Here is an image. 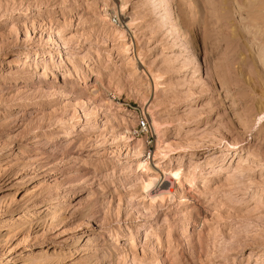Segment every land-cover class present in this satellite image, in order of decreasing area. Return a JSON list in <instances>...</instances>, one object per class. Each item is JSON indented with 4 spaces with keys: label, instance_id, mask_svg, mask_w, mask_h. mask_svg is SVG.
I'll use <instances>...</instances> for the list:
<instances>
[{
    "label": "rangeland",
    "instance_id": "1",
    "mask_svg": "<svg viewBox=\"0 0 264 264\" xmlns=\"http://www.w3.org/2000/svg\"><path fill=\"white\" fill-rule=\"evenodd\" d=\"M104 1L0 0V264H264V0ZM143 84L171 146L149 166L182 177L163 201L155 135L120 137Z\"/></svg>",
    "mask_w": 264,
    "mask_h": 264
},
{
    "label": "bare ground",
    "instance_id": "2",
    "mask_svg": "<svg viewBox=\"0 0 264 264\" xmlns=\"http://www.w3.org/2000/svg\"><path fill=\"white\" fill-rule=\"evenodd\" d=\"M106 1V0H105ZM103 2V4H101L100 6V10L98 12L99 16L103 19H105L106 21H110V19L112 18L113 15H120V13H122L125 10V4L122 0H120V2L118 4L115 3V0H112V5L114 6V8H109L107 5V0L106 2ZM154 2L158 3L161 8L164 9V11L167 12V17H171L172 13H168L169 11L173 10V6H172V0H153ZM110 2V1H109ZM115 4H116V8H115ZM173 19V24L175 25H179L178 20H176L174 17ZM133 18L129 19L127 23H125V21H120L119 24H117V26L114 27V33L116 35V37L119 39V41L122 44V54L123 56L127 57V59H129V66H130V71L132 73H136V66H135V62H134V57L132 56V46L134 47L133 43L130 42V40H125L126 36H127V28L130 29L129 27L131 26V23L133 22ZM121 23V24H120ZM178 27V26H177ZM190 30H192V26H189ZM138 50V49H137ZM139 52V50H138ZM137 53V52H136ZM139 55V54H138ZM137 56V54H136ZM60 64H64V59L60 57L59 60ZM49 68L44 67V71L43 74L48 70ZM81 70V69H80ZM129 71V72H130ZM39 75V74H36ZM97 82V81H96ZM98 87V86H97ZM154 87H157V83L154 82ZM149 86L146 84L142 85V94H140V104L142 107V111L144 112V116H146L150 125V128L152 130V132L154 133L155 137H156V141H155V145H154V151L150 154H148V158H146V148L144 147L143 144H141V141L139 140L138 142V146H141L142 149L137 153V156L139 157V161H138V167L141 170L146 171L147 173L151 174L150 177L145 181L144 184V192L146 193V197H148L151 201H163L166 198H172V195L174 193V187H175V181L176 184H180L181 183V176L179 173V170H176L172 173H165L162 172V175H159V171H156L153 169V167L149 166V161H158V160H163V158L167 157V155L169 154V152L171 151V146L166 143L164 141V127L167 125L166 122L162 121L159 116L156 114L157 113V106H155L154 102L151 100V98L149 99ZM114 94H120L121 90L120 88L116 87L114 90ZM139 96V95H138ZM113 104V103H112ZM115 107L117 109L121 110V106H119V104H114ZM128 116H130V120L128 121L129 123H127V128H124L123 132L121 133L120 137L121 139H123L124 141H126L127 143L130 142L131 138V134L129 133V128L134 126L135 121L137 122L136 119H138L136 116H133L130 112L128 113ZM75 125V124H74ZM75 126H78V124H76ZM70 134H73V131L70 132ZM207 136L211 137L212 134L210 133H206ZM144 154V155H143ZM232 155V154H231ZM234 155H236V157L241 156V154L239 153H234ZM225 156V155H223ZM233 156V155H232ZM243 156V155H242ZM242 160H244V157H242ZM247 158H249V156L247 155ZM190 182V180H188ZM59 202V199H56V203ZM84 238L83 236H79L77 238V241H83Z\"/></svg>",
    "mask_w": 264,
    "mask_h": 264
},
{
    "label": "built area",
    "instance_id": "3",
    "mask_svg": "<svg viewBox=\"0 0 264 264\" xmlns=\"http://www.w3.org/2000/svg\"><path fill=\"white\" fill-rule=\"evenodd\" d=\"M135 134H144L148 139H153L154 133L152 132L147 118L143 115L138 117Z\"/></svg>",
    "mask_w": 264,
    "mask_h": 264
},
{
    "label": "snow or ice",
    "instance_id": "4",
    "mask_svg": "<svg viewBox=\"0 0 264 264\" xmlns=\"http://www.w3.org/2000/svg\"><path fill=\"white\" fill-rule=\"evenodd\" d=\"M260 119L264 120V116H261Z\"/></svg>",
    "mask_w": 264,
    "mask_h": 264
}]
</instances>
